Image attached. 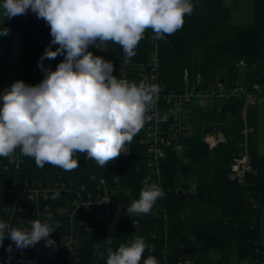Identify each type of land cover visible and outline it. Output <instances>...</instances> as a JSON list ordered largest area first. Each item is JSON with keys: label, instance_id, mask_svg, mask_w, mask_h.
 Returning <instances> with one entry per match:
<instances>
[{"label": "trees", "instance_id": "trees-1", "mask_svg": "<svg viewBox=\"0 0 264 264\" xmlns=\"http://www.w3.org/2000/svg\"><path fill=\"white\" fill-rule=\"evenodd\" d=\"M192 3L193 12L185 15L182 27L156 40L157 79L161 90L184 89L187 72L192 80L201 75L205 85L213 86L224 79L227 89L243 85L259 99H264V0H252L254 21L249 24L231 23L232 8L225 0H192ZM1 27L9 31L18 29L22 33L23 73L18 80L29 85L39 84L43 71L38 64L52 40L50 27L30 10L11 20L4 17ZM56 47L52 45V50ZM153 47L151 37H143L131 60L137 66L147 63ZM107 54L116 76L125 59L123 50L118 44L107 42ZM1 61L5 68L8 65L7 35L3 36ZM241 68L246 71L242 80L239 79ZM245 100V95L240 93L219 100L208 109L195 110L185 149L167 155L161 163L159 178H148L150 170L136 136L130 143L129 154H120L105 168L80 152L74 156L79 166L70 172L47 163L39 168L34 158L22 155V162L16 168L8 158L0 157V221L10 212L14 218L13 227L20 226L21 221L29 227L33 220L44 222L51 212L52 222L59 221L60 227L50 238L61 246L47 264H106L107 255L102 257L98 251H107L108 247L116 250L120 244H130L137 237H143L146 245L153 249L149 252L146 248L140 264L149 255L159 264H178L188 258L192 264L264 260V155L257 148V106L251 109L249 121L254 130L248 138L254 170L243 181L229 176L232 161L242 149L240 144L244 140ZM219 108L222 113L230 111L232 117L225 119L217 111ZM219 121L225 123L226 139L210 146L204 140L205 126ZM6 164H11L9 170H4ZM113 173L119 175V180L114 181ZM101 177L116 190L114 198L119 207L116 216L100 217L96 212H83L71 219L66 211L68 201L63 197L41 199L38 219L32 213L37 209L33 200L11 195L14 182L24 179L44 184L64 183L66 187L72 183L74 188L85 183L97 191ZM145 179L160 186L164 195L150 213L129 216L126 209L139 198ZM14 206L15 212L10 211ZM68 237H73L71 249L66 244ZM10 244L12 241L6 237L0 246V264H13L19 256L32 253L35 247L20 250L12 244L9 252ZM185 247L196 250L185 254ZM213 251L219 256L213 257Z\"/></svg>", "mask_w": 264, "mask_h": 264}, {"label": "clouds", "instance_id": "clouds-1", "mask_svg": "<svg viewBox=\"0 0 264 264\" xmlns=\"http://www.w3.org/2000/svg\"><path fill=\"white\" fill-rule=\"evenodd\" d=\"M193 8L192 0H0V25L4 17L11 20L30 10L50 27L52 37L38 64L42 81L29 85L18 80L0 95V157L15 163L19 148L39 168L47 163L70 172L79 166L77 152L86 153V159L101 168L126 153L125 145L151 119L147 113L161 89L147 77L139 83L118 78L113 62L93 55L89 46L104 50L113 42L130 60L147 29L154 40L164 39L182 27ZM8 33L0 27V36ZM52 45L58 47L52 50ZM57 56L64 59L56 70L44 67V59ZM142 185L139 198L126 209L129 216L150 213L164 195L147 179ZM59 197L55 192L51 198ZM109 201L105 197L102 203ZM52 220L49 212L44 222L33 220L29 227L23 221L18 227L0 221V246L6 237L20 250L41 240L54 246L51 233L60 223ZM146 248L153 250L143 237L116 250L108 247L106 264H140ZM143 264L159 262L149 255Z\"/></svg>", "mask_w": 264, "mask_h": 264}, {"label": "built area", "instance_id": "built-area-1", "mask_svg": "<svg viewBox=\"0 0 264 264\" xmlns=\"http://www.w3.org/2000/svg\"><path fill=\"white\" fill-rule=\"evenodd\" d=\"M150 36L154 47L150 53L147 63H141L137 66L131 59H124L116 76L120 79H126L130 82L135 81L139 83L141 79L148 78L150 83L159 86L157 79V67H158V48L157 42L152 37L151 29L145 31V36ZM185 87L182 90H173L169 92L160 91L158 97L155 99V103L150 106V111L147 115L151 116L144 127L137 133L136 138L143 146V155L147 168L150 170L148 175L149 179L154 177H160V166L163 160L170 152H182L186 145V139L191 135V126L194 121L195 110L208 109L213 106L217 101L223 99H229L235 94H244L246 97L243 106V121H244V140L241 142V150L234 158L231 164L229 176L232 179L243 181L249 172L254 169L251 164L249 153L248 138L250 133L254 130V126L251 125L249 118L251 116V109L255 108L259 102V98L249 91L243 85H235L231 89H227L224 82L220 81L213 86L205 85L201 75H198L196 79H190L188 73L184 75ZM160 87V86H159ZM257 88V87H256ZM161 89V88H160ZM3 91L0 92V95ZM261 99V98H260ZM264 101V99H263ZM0 106H2V100H0ZM223 115L225 119L232 117L230 111L222 113L221 108L217 110ZM217 123H224L219 121ZM215 124V123H213ZM225 124V123H224ZM225 134L223 130L215 133L213 130H209L207 134L204 133V140L210 145L214 146L222 141H225ZM128 149L123 155L129 154L131 151V144H126ZM16 168H19L22 162V156L20 149L16 150ZM13 164V163H12ZM11 164H6L4 170H9ZM114 181L119 180L117 173L112 174ZM98 190L94 191L87 184L82 183L78 187H66L64 183L48 182L38 183L36 181H30L24 179L22 181H15L11 189V195L17 198L25 199L30 198L35 202L37 209L32 213L36 214V217L40 218V200L49 199L53 193L59 192L60 198H65L68 201L66 208L67 213L70 214L71 219L74 216H80L83 212L95 214L100 217L116 216L118 213V205H116L115 188L110 186L105 177H101L97 183ZM108 197L110 201L108 203H102L103 198ZM15 206L10 208V211L15 212ZM13 215L8 212L3 221H7L13 227L14 218ZM66 244L73 247V237L65 239ZM61 246V243H56L54 246H45V241L41 240L37 243L32 253L29 255L19 256L13 264H47L51 257L54 256L57 249ZM30 250V248H27ZM100 256H106L107 251H98ZM178 264H192L190 258L184 262ZM240 264H264V260L256 263L249 261H242Z\"/></svg>", "mask_w": 264, "mask_h": 264}, {"label": "rangeland", "instance_id": "rangeland-1", "mask_svg": "<svg viewBox=\"0 0 264 264\" xmlns=\"http://www.w3.org/2000/svg\"><path fill=\"white\" fill-rule=\"evenodd\" d=\"M225 4L232 8L231 23L249 24L254 21V9L252 0H225ZM1 27V25H0ZM8 46V65L2 67V49H3V36H0V86L2 81L5 80L6 87L16 82L17 79L22 77V33L18 29H11L7 35ZM89 51L95 56L103 57L108 61L107 43L103 49H98L94 46L89 47ZM64 59L63 56H57L55 59H45L44 66L51 67L54 71L57 65ZM246 77L244 68L239 70V79L242 80ZM256 135H257V148L260 154L264 155V101L259 99V104L256 108ZM213 257H218V252H212Z\"/></svg>", "mask_w": 264, "mask_h": 264}, {"label": "water", "instance_id": "water-1", "mask_svg": "<svg viewBox=\"0 0 264 264\" xmlns=\"http://www.w3.org/2000/svg\"><path fill=\"white\" fill-rule=\"evenodd\" d=\"M224 79L222 80V82ZM225 128L224 123H215V124H209L205 126L204 133L207 134L209 130H213L215 133H218L219 131L223 130ZM195 247H185L184 248V253L185 254H190L192 251H195Z\"/></svg>", "mask_w": 264, "mask_h": 264}, {"label": "crops", "instance_id": "crops-1", "mask_svg": "<svg viewBox=\"0 0 264 264\" xmlns=\"http://www.w3.org/2000/svg\"><path fill=\"white\" fill-rule=\"evenodd\" d=\"M18 80V79H17ZM16 80V81H17ZM6 87V85H5V80L4 81H2V85L0 86V92L1 91H3V89Z\"/></svg>", "mask_w": 264, "mask_h": 264}]
</instances>
